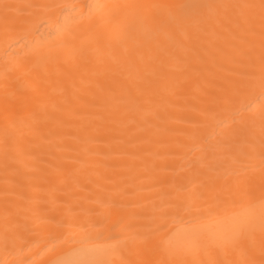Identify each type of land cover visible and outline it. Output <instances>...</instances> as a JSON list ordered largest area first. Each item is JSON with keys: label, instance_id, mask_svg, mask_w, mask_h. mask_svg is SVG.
Returning <instances> with one entry per match:
<instances>
[{"label": "bare ground", "instance_id": "obj_1", "mask_svg": "<svg viewBox=\"0 0 264 264\" xmlns=\"http://www.w3.org/2000/svg\"><path fill=\"white\" fill-rule=\"evenodd\" d=\"M260 2L0 0V264L264 262Z\"/></svg>", "mask_w": 264, "mask_h": 264}, {"label": "snow or ice", "instance_id": "obj_2", "mask_svg": "<svg viewBox=\"0 0 264 264\" xmlns=\"http://www.w3.org/2000/svg\"><path fill=\"white\" fill-rule=\"evenodd\" d=\"M99 7H103V6L101 5ZM137 7L148 8V7H159V6L142 5ZM163 7L168 9V14L171 17H173L175 21V26L177 28L187 26V24L191 20V13L189 11H185L186 6L183 4L165 5ZM251 7H255V6H251ZM259 8H260L262 30H264V0H261ZM262 87H264V83H262ZM259 226L262 235H264V213H262L260 216ZM254 228H255V220L253 219L239 220L233 224L231 231L227 236L221 235L209 239L207 241L206 247L208 249H219L221 251L234 250L243 253L246 250L247 241L250 238ZM162 229L163 226H161V230ZM113 252L114 254L117 255L118 259L104 261L103 264H145V262H141V261H131L128 259H124L120 255L119 248H113ZM211 264H223V262H211ZM235 264H253V262L249 260L241 259L239 261H236ZM262 264H264V262H262Z\"/></svg>", "mask_w": 264, "mask_h": 264}]
</instances>
